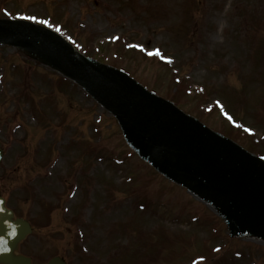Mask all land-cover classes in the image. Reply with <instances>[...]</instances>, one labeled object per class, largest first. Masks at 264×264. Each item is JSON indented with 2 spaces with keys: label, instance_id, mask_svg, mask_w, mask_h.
I'll return each instance as SVG.
<instances>
[{
  "label": "rangeland",
  "instance_id": "obj_1",
  "mask_svg": "<svg viewBox=\"0 0 264 264\" xmlns=\"http://www.w3.org/2000/svg\"><path fill=\"white\" fill-rule=\"evenodd\" d=\"M15 18L47 21L264 160V0H0ZM0 147V194L33 219L35 264H264V231L229 230L217 202L156 170L112 112L17 44H0Z\"/></svg>",
  "mask_w": 264,
  "mask_h": 264
},
{
  "label": "water",
  "instance_id": "obj_2",
  "mask_svg": "<svg viewBox=\"0 0 264 264\" xmlns=\"http://www.w3.org/2000/svg\"><path fill=\"white\" fill-rule=\"evenodd\" d=\"M0 42L47 48L69 76L114 113L126 137L156 167L216 199L237 225L245 222L264 231V161L122 71L84 57L50 28L0 19ZM5 203L0 196V264H32L29 257L15 253L31 226L14 219ZM47 264L67 263L56 256Z\"/></svg>",
  "mask_w": 264,
  "mask_h": 264
},
{
  "label": "bare ground",
  "instance_id": "obj_3",
  "mask_svg": "<svg viewBox=\"0 0 264 264\" xmlns=\"http://www.w3.org/2000/svg\"><path fill=\"white\" fill-rule=\"evenodd\" d=\"M28 52L33 53L36 57L41 58L53 67L65 73L64 68L59 64V61L51 54V52L43 46L26 45ZM260 183L264 186V178H260Z\"/></svg>",
  "mask_w": 264,
  "mask_h": 264
},
{
  "label": "snow or ice",
  "instance_id": "obj_4",
  "mask_svg": "<svg viewBox=\"0 0 264 264\" xmlns=\"http://www.w3.org/2000/svg\"><path fill=\"white\" fill-rule=\"evenodd\" d=\"M30 18L31 19H35V17H30ZM41 23H47V21H41ZM153 54L154 55H157V56L161 55L160 52H159V50L155 51L154 53H149V55H153Z\"/></svg>",
  "mask_w": 264,
  "mask_h": 264
},
{
  "label": "flooded vegetation",
  "instance_id": "obj_5",
  "mask_svg": "<svg viewBox=\"0 0 264 264\" xmlns=\"http://www.w3.org/2000/svg\"><path fill=\"white\" fill-rule=\"evenodd\" d=\"M15 213L17 216H20L19 214H17L16 210H15ZM26 218L31 222V219L29 217H26ZM31 224H32V222H31ZM32 226H33V224H32ZM33 228H34V226H33ZM21 252H23V251L21 250Z\"/></svg>",
  "mask_w": 264,
  "mask_h": 264
}]
</instances>
